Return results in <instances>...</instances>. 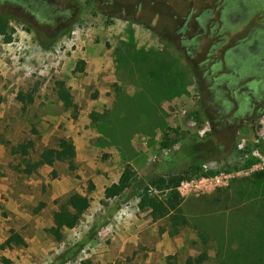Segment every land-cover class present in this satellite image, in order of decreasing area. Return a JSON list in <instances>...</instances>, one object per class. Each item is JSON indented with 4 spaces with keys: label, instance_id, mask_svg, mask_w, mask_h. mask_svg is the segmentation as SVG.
Instances as JSON below:
<instances>
[{
    "label": "rangeland",
    "instance_id": "rangeland-1",
    "mask_svg": "<svg viewBox=\"0 0 264 264\" xmlns=\"http://www.w3.org/2000/svg\"><path fill=\"white\" fill-rule=\"evenodd\" d=\"M50 1L57 17L0 0V18L6 21L11 38L6 41L0 34V264H16L14 259L25 264L28 244L2 247L11 231L23 238L50 242L44 244L47 260L39 255L40 264H59L61 255L63 264L90 261L88 254L99 249L97 243L118 237L126 223L140 220L151 224L147 212L139 211L138 200L130 198L134 191L127 190L121 199L103 200L105 187L118 181L125 161L141 177L157 165V174L185 172V154L192 150L193 142L206 140L208 146L217 144L208 153L218 155L217 160L205 162L207 170L236 161L242 164L249 156L237 158L230 149L239 135L250 138L264 116V0ZM128 40L137 48L174 54L186 81L172 98L176 104L166 99L161 109L167 126L186 135L171 149L159 151L161 131L152 138L135 134L123 159L114 146L98 143L95 114L112 106L115 92L134 93L139 86L131 70L133 63L128 66L124 61L121 67L115 57V49ZM253 45V49L246 48ZM238 48H246L247 53L235 56L232 51ZM57 80L66 83L76 111L59 101ZM27 95L32 96V102ZM183 110L208 121L210 132L199 138ZM61 138L70 139L75 146L73 168L68 162L56 161L31 173L25 171L45 148L58 147ZM28 141L33 146L27 154L13 152V147ZM246 169L248 166L242 165L220 172ZM72 192L88 195L90 206L74 228L62 230V239L57 241L47 229L53 225L54 211ZM196 197L200 196L182 197L188 222L189 205H195L189 202ZM129 201L132 204L126 215L117 214ZM156 227L147 228L144 240L154 242V237L160 239L166 232V244L159 251L151 250L154 243L145 246L152 251L144 254L149 259L136 257L119 264H185L187 257L202 249L189 224L180 226L173 236L168 232L169 220L159 219ZM73 237L75 242L70 240ZM261 239L257 233L253 241ZM114 246L112 254H117ZM212 246L211 258L205 264H216ZM131 251L125 246L120 254Z\"/></svg>",
    "mask_w": 264,
    "mask_h": 264
},
{
    "label": "trees",
    "instance_id": "trees-1",
    "mask_svg": "<svg viewBox=\"0 0 264 264\" xmlns=\"http://www.w3.org/2000/svg\"><path fill=\"white\" fill-rule=\"evenodd\" d=\"M0 34L5 40L7 35L6 21L0 18ZM121 42L122 48L115 49L117 63L122 67L133 63L131 68L137 78L139 86L134 93L115 92L112 106L102 113L95 114V125L99 132L98 143L114 146L126 158V148H131V140L135 134L153 137L159 130L162 136L158 142V150H169L176 145L186 132H179L177 128H169L161 104L166 99L177 97L184 87L185 79L178 70L174 54L167 51L149 48H137L135 42L128 40ZM168 61H165V60ZM59 101L66 109H78L66 83L56 81ZM22 98V97H19ZM24 99V98H23ZM3 98L0 95V102ZM28 102H32L31 95H27ZM195 115H198L194 113ZM131 115V116H128ZM193 142L192 150L185 154V172L168 171L156 173L157 166L147 175H138L134 166L125 161L123 170L117 182L105 187L103 200L123 198L127 190L134 191L130 197L138 199L137 207L141 212H147L152 220L167 219L170 222L169 234L175 235L180 226L194 229L199 243L200 252L189 256L185 264H205L210 256V248L214 243V260L216 264H264V171H255L248 177L233 178L228 187L219 188L211 194L194 198L195 205H189V222L183 213V199L178 186L185 179L212 175L220 170H235L240 166L250 168L255 159L249 157L244 163L236 161L231 166L219 169H203V164L209 160H217V154L208 152L217 144L206 145ZM224 143L220 144L222 146ZM31 141L13 147V152L27 154ZM250 147V145H249ZM248 147V148H249ZM235 157L241 155L232 145L230 149ZM124 152V153H123ZM75 146L70 139L61 138L58 147L45 148L38 160L26 165L25 171L31 173L41 165H53L56 161L68 162L73 168ZM91 189L94 185L91 183ZM129 198L126 200L128 201ZM125 200V201H126ZM90 197L78 192L69 194L66 202L53 213V225L47 231L57 241L62 239V230L74 228L90 206ZM126 201V202H127ZM261 233L262 239L254 242V235ZM27 245L26 240L17 232L11 231L3 243V248ZM68 253V252H67ZM69 255V254H67ZM64 255L57 261L61 264ZM174 259L169 256L168 260ZM57 264V263H56ZM63 264V263H62ZM83 264H91L89 261ZM168 264H176L169 263Z\"/></svg>",
    "mask_w": 264,
    "mask_h": 264
},
{
    "label": "built area",
    "instance_id": "built-area-1",
    "mask_svg": "<svg viewBox=\"0 0 264 264\" xmlns=\"http://www.w3.org/2000/svg\"><path fill=\"white\" fill-rule=\"evenodd\" d=\"M172 101L176 104L175 99ZM169 104L172 103L169 102ZM182 113L188 114L184 110ZM187 116V123L189 126L195 128V134L199 138L205 137L210 132L211 127L208 121H201L195 114L192 113ZM236 149L242 156L254 158L256 160L255 163L250 168L246 170H239L235 173L220 172L212 175H203L185 179L178 186L180 195L183 198H187L189 196L211 194L219 188L227 187L230 181L237 176L249 175L255 171H264V116H262L256 123L253 135L250 138L246 134L239 135L236 142ZM203 169L207 171V165L204 164ZM136 200L138 199L135 198V201ZM131 204L132 203L129 201L116 213L121 216H125L129 207H131Z\"/></svg>",
    "mask_w": 264,
    "mask_h": 264
},
{
    "label": "crops",
    "instance_id": "crops-1",
    "mask_svg": "<svg viewBox=\"0 0 264 264\" xmlns=\"http://www.w3.org/2000/svg\"><path fill=\"white\" fill-rule=\"evenodd\" d=\"M150 219V223L149 225H147L146 222H141L136 221L134 223H126L125 225H123V231L118 235V237H113V239L109 240V241H101L100 243V247L98 249V247L93 248V250L88 254L89 258V262L91 264H119L121 261H130L134 258L137 257V259H149L146 257V253H152V251H150L149 249H147V245H153L154 247H151V250L156 248L158 251L162 248L161 246L164 245V243L166 244V242L169 240L168 235L166 234V232H163L161 234L160 239L157 237H154L155 240L154 242H146L144 240V234L145 231L147 230V228H152V227H156V224L158 223L159 220H152ZM158 232V229H157ZM28 244L27 248H26V255H25V259H23V263L25 264H40L42 263L41 261V256L44 257L45 259L43 260H47L46 259V250L44 248V244H49V241H40L37 240L36 238L32 237V238H24ZM75 238H70L71 242H75L74 240ZM49 242V243H48ZM60 243V242H59ZM58 243V244H59ZM117 245L118 247V253L115 254V252L112 254L111 250H116L115 246ZM60 246V244L58 245ZM127 246V249L129 250L130 248L132 249V251L130 252V254L128 255V253H123L120 254L121 250L123 249V247ZM168 247H170V245L167 244ZM60 248V247H59ZM24 248H21V250ZM145 249V250H144ZM41 255V256H39ZM16 264L18 263V259H14ZM41 261V262H40ZM20 262V261H19ZM73 264H80L78 262H75Z\"/></svg>",
    "mask_w": 264,
    "mask_h": 264
},
{
    "label": "flooded vegetation",
    "instance_id": "flooded-vegetation-1",
    "mask_svg": "<svg viewBox=\"0 0 264 264\" xmlns=\"http://www.w3.org/2000/svg\"><path fill=\"white\" fill-rule=\"evenodd\" d=\"M7 1V0H3ZM15 7H26L28 11L46 14L47 16L57 17V10L55 5L50 0H8ZM255 46H246V48L253 49ZM246 48H238L232 51L235 56L243 57L247 53ZM233 55V54H232ZM264 113V110H263Z\"/></svg>",
    "mask_w": 264,
    "mask_h": 264
}]
</instances>
